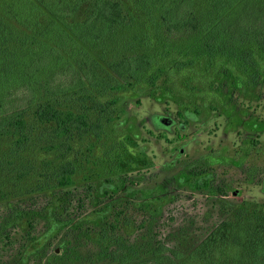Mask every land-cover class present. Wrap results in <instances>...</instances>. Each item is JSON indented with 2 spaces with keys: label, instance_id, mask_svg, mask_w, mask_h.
Wrapping results in <instances>:
<instances>
[{
  "label": "rangeland",
  "instance_id": "rangeland-1",
  "mask_svg": "<svg viewBox=\"0 0 264 264\" xmlns=\"http://www.w3.org/2000/svg\"><path fill=\"white\" fill-rule=\"evenodd\" d=\"M139 22L125 50L143 39L156 47ZM203 65L107 93L125 113L100 139L64 158L43 150L35 175L11 188L0 174V264H117L160 241L189 250L243 201H264V60L256 81ZM67 160L74 183L50 186Z\"/></svg>",
  "mask_w": 264,
  "mask_h": 264
},
{
  "label": "trees",
  "instance_id": "trees-1",
  "mask_svg": "<svg viewBox=\"0 0 264 264\" xmlns=\"http://www.w3.org/2000/svg\"><path fill=\"white\" fill-rule=\"evenodd\" d=\"M139 21L155 31L156 47L143 39L125 50ZM263 60L264 0H0L3 186L34 176L43 150L64 158L100 139L125 113L120 96L107 93L154 86L172 65L201 61L256 81ZM75 173L72 160L58 163L50 186L74 183ZM117 264H264V201H243L189 250L160 241L148 256L126 253Z\"/></svg>",
  "mask_w": 264,
  "mask_h": 264
}]
</instances>
